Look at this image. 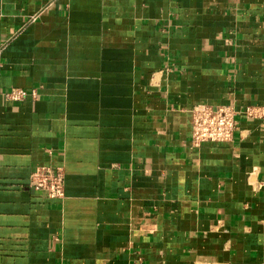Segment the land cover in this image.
Wrapping results in <instances>:
<instances>
[{"label":"crops","instance_id":"obj_1","mask_svg":"<svg viewBox=\"0 0 264 264\" xmlns=\"http://www.w3.org/2000/svg\"><path fill=\"white\" fill-rule=\"evenodd\" d=\"M197 105H264V0H0V264H264V123Z\"/></svg>","mask_w":264,"mask_h":264},{"label":"built area","instance_id":"obj_2","mask_svg":"<svg viewBox=\"0 0 264 264\" xmlns=\"http://www.w3.org/2000/svg\"><path fill=\"white\" fill-rule=\"evenodd\" d=\"M36 90L11 89L2 96L10 103H22L28 99L37 100ZM191 146L201 148L206 143H230L237 130V118L264 123V105L247 107L241 112L231 106L197 105L192 110ZM65 172L60 167L44 166L35 169L29 178V188L35 192H45L50 199L65 198Z\"/></svg>","mask_w":264,"mask_h":264}]
</instances>
